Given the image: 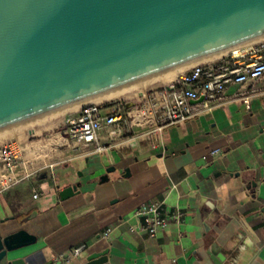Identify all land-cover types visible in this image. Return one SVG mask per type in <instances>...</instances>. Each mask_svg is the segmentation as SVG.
<instances>
[{
    "label": "crops",
    "instance_id": "crops-1",
    "mask_svg": "<svg viewBox=\"0 0 264 264\" xmlns=\"http://www.w3.org/2000/svg\"><path fill=\"white\" fill-rule=\"evenodd\" d=\"M246 95L250 108L241 99ZM23 126L0 134V143H23L33 172L0 195V232L26 229L37 241L0 264L18 258L24 264H86L89 254L106 249L111 264H215L216 254L224 255L222 264H264V78L230 84L212 111L155 133L106 129L99 140L103 151L71 143L66 126L42 137V124ZM214 148L222 154L206 162L203 155ZM74 184H80L78 193L61 200L59 192ZM151 201L182 213L153 237L133 216ZM82 243L88 251L66 262Z\"/></svg>",
    "mask_w": 264,
    "mask_h": 264
},
{
    "label": "water",
    "instance_id": "water-1",
    "mask_svg": "<svg viewBox=\"0 0 264 264\" xmlns=\"http://www.w3.org/2000/svg\"><path fill=\"white\" fill-rule=\"evenodd\" d=\"M263 39L264 0H0V133ZM36 241L0 232V262ZM85 262L111 264L109 250Z\"/></svg>",
    "mask_w": 264,
    "mask_h": 264
},
{
    "label": "built area",
    "instance_id": "built-area-1",
    "mask_svg": "<svg viewBox=\"0 0 264 264\" xmlns=\"http://www.w3.org/2000/svg\"><path fill=\"white\" fill-rule=\"evenodd\" d=\"M233 51V50H232ZM264 78V39L256 50H246L239 55L229 52L226 56L192 67L173 82L149 89L135 102L116 100L113 102L91 101L81 105L78 114L66 121L68 139L73 144H99L100 136L106 129L110 134H131L136 128L148 127L155 133L172 125L182 124L204 111H212L226 98L230 84L253 83ZM203 97L202 101L196 102ZM250 108V96L241 98ZM128 103H132L131 106ZM222 154L221 148L211 149L203 155L208 162ZM33 175L25 155V147L18 139L0 143V195ZM39 196L35 190L34 197ZM133 216L141 220V229L149 236H156L173 220L180 221L182 213H170L163 201H151L139 206ZM130 231L136 232L134 226ZM110 230L104 232L108 237ZM89 249L87 243L75 246L63 259L69 262L80 258Z\"/></svg>",
    "mask_w": 264,
    "mask_h": 264
},
{
    "label": "bare ground",
    "instance_id": "bare-ground-1",
    "mask_svg": "<svg viewBox=\"0 0 264 264\" xmlns=\"http://www.w3.org/2000/svg\"><path fill=\"white\" fill-rule=\"evenodd\" d=\"M249 49H250V44L246 45V46H243V47H240V48H236V49H234L231 52H235L236 54L239 55L241 52L249 50ZM218 59H220V58H218ZM218 59H215V60H218ZM212 61H214V60H212ZM191 68H189V69H191ZM189 69H186V70H183V71H180V72H177V73H174V74H171V75H168V76H165V77H162V78H159V79H156V80H153V81L141 84V85H138L136 87H133V88H130V89H127V90H124V91H121V92H118V93H115V94H112V95H109V96H106V97H103V98H100V99H97V100H94V101H96V102H100V101H104V100L105 101H111V100L123 98V97H125V96H127L129 94H132V93H136V94L143 93V95H144L149 89L157 87L161 83L173 82L174 80H176L179 76L184 74ZM78 107L79 106L71 108V109H68V110L77 109ZM65 111H67V110H65ZM59 114L60 113H56L55 115H51L50 118H48L49 120H44L43 123H41L42 124L41 127L48 128L49 126H51L52 123L55 121L56 117ZM24 125H27V124H24ZM21 126H23V125H21ZM1 133H3V132H1ZM0 141H1V135H0Z\"/></svg>",
    "mask_w": 264,
    "mask_h": 264
},
{
    "label": "rangeland",
    "instance_id": "rangeland-1",
    "mask_svg": "<svg viewBox=\"0 0 264 264\" xmlns=\"http://www.w3.org/2000/svg\"><path fill=\"white\" fill-rule=\"evenodd\" d=\"M170 83V82H169ZM169 83H161L159 84L157 87H162V86H165ZM140 94H143V93H139V94H136V93H132V94H129L123 98H119V99H115V100H112L113 101H116V100H122L124 102H135ZM81 106V105H80ZM79 108V107H78ZM77 108V109H78ZM73 110H76V109H73ZM73 110H67V111H63V112H59L60 114L56 117L55 121L52 123L51 126H49L48 128H46L45 131H43V133L38 136V137H42V136H45V135H48L50 133H54V132H57L59 131L60 129H62L64 126H66V121L67 119L73 115L74 113L71 112ZM55 115V114H53ZM51 116V115H50ZM50 116H47V117H44V118H41V119H38V120H35V121H32L30 123H27V126L29 125H36V124H41L43 123L44 120H49L48 118H50ZM27 126H23V127H27ZM17 128H20V126L18 127H15V128H12V129H9V130H6L4 131L5 133L6 132H10L11 130H14V129H17ZM37 138V137H36Z\"/></svg>",
    "mask_w": 264,
    "mask_h": 264
}]
</instances>
